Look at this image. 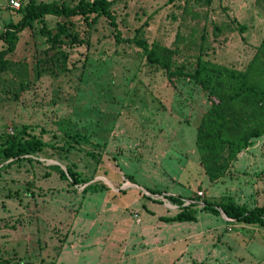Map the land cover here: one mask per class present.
Returning <instances> with one entry per match:
<instances>
[{
  "label": "rangeland",
  "instance_id": "rangeland-1",
  "mask_svg": "<svg viewBox=\"0 0 264 264\" xmlns=\"http://www.w3.org/2000/svg\"><path fill=\"white\" fill-rule=\"evenodd\" d=\"M11 1L0 0V35L23 17ZM14 1L19 9L24 2ZM112 10L117 27L105 17L47 16L20 32L7 57L8 69L0 73V145L26 127L49 146L28 157L31 162L9 166L0 159V261L16 254L13 264L19 257L52 261L68 240L115 236L154 241L160 257L167 256V246L182 264H264L263 225L202 210L204 201L264 206V136L238 154L224 177L211 181L196 144L211 107L208 92L188 75L170 79L135 42L143 38L150 47L171 49L173 71L189 73L199 60L238 71L264 67V0H119ZM57 167L73 168L88 183L73 186ZM115 175L122 180L112 185L107 179L114 182ZM143 189L160 192L149 195L159 202ZM163 194L199 196L198 221H160L181 210ZM75 217L86 222L75 225ZM144 217L151 218L149 231L140 235ZM9 231L12 244L5 247Z\"/></svg>",
  "mask_w": 264,
  "mask_h": 264
},
{
  "label": "trees",
  "instance_id": "trees-1",
  "mask_svg": "<svg viewBox=\"0 0 264 264\" xmlns=\"http://www.w3.org/2000/svg\"><path fill=\"white\" fill-rule=\"evenodd\" d=\"M119 0H79L72 6L66 2L55 1L51 3L29 0L22 3L18 12L23 13L18 23H10L6 26L0 39L3 47L0 50V73L8 69L7 57L13 54L19 44L20 32L27 28L35 29V23L41 22L47 16L60 18L83 17L84 19L98 20L107 18L112 26L117 27L116 16L112 7ZM185 0H168L175 3ZM60 23L58 28L63 30ZM118 33V42L120 39ZM59 38L57 33L53 40ZM135 42L142 48L144 56L152 66L159 67L168 72L170 79L188 75L195 80L206 92L211 101V107L202 117L197 132V150L203 167L211 181H216L225 176L232 162L238 154L250 147L254 140L264 136V67L251 66L246 71H238L217 65L211 62L199 60L194 70L185 73L177 68L173 71L174 52L158 44L150 47L143 38H135ZM125 41H128L125 39ZM264 49V42L262 44ZM260 50V49H259ZM47 56L46 59H50ZM41 61L40 63H42ZM48 143L36 135H28L27 128L16 130L13 135H8L5 142L0 145V159L11 161L9 166L21 161H32L28 158L44 152ZM27 157V158H26ZM63 180L70 179L73 186L88 183L81 173L73 168H67V172L59 169ZM87 190V189H86ZM150 192V191H149ZM152 195H162L158 191L150 192ZM148 198V197H147ZM173 204L181 209L174 216L161 217L165 223L197 222L198 199L185 200L181 196H166ZM186 201H191L185 206ZM203 211L220 216L223 212L231 221L250 225L261 224L264 226V206L253 209L246 205L235 203H214L204 201Z\"/></svg>",
  "mask_w": 264,
  "mask_h": 264
},
{
  "label": "crops",
  "instance_id": "crops-1",
  "mask_svg": "<svg viewBox=\"0 0 264 264\" xmlns=\"http://www.w3.org/2000/svg\"><path fill=\"white\" fill-rule=\"evenodd\" d=\"M20 1H24L25 3V0H20ZM56 18H58V21H59L60 17H56ZM120 179L122 180V178H119L115 175L113 177L114 182H112L109 179L107 180L112 185H117ZM127 180L128 182H130L131 185L135 186L134 183L131 182V180L129 179ZM143 191H146V195H148L145 197H148L155 202H159L157 199H154L152 196H149L152 194L148 190L143 189ZM163 195H165V197L173 196V195H168V194H163ZM157 196H162V195H157ZM140 201L142 203V209L143 210L148 209L150 210V215H154L153 213L154 210L153 208L150 209V205L147 204V201L145 202L141 199ZM109 207L111 206H108L105 209L106 212H108ZM113 210L120 211V209L117 207H114ZM155 215L158 216L156 213ZM166 216L167 215H160L159 220L161 221L160 218L166 217ZM73 220H75V223H74L75 225H79L80 223L86 222L84 218H80V217L78 218L75 217ZM149 221H151V218L144 217V223L143 224L141 223L142 226L137 227V232L140 235H142L145 232V230L149 231L146 226ZM185 223H195V222H185ZM166 224H170V223H166ZM75 230L77 231L78 229L76 228ZM10 232L11 231H9L8 234L5 233L2 237V238L8 237L7 239L6 238L3 239V244L5 247H6V244H9V245L12 244V241L10 240V237H9ZM114 232H117V231L114 230ZM139 240L133 239V240L123 241L121 239L119 240L115 238V236L114 238L113 237L112 238H107V237L98 238L97 236H95L93 239L86 240V241L71 239V240H68L69 242L65 243L64 245H61L62 248L59 253V256L56 259H53L52 261L48 259L45 260V258H42L38 261H32V259L30 260V259H24L23 257H19L18 260L20 261V263L18 264H182V261L180 260L178 261V258H177L178 251L169 250V248L166 246L168 250L167 252H165V254L167 256L160 257L161 255H159V253L154 249V248H157L158 243H155L154 241H150V240H147V241L145 240L139 241ZM141 247L146 248L148 250L145 252H136V250L140 249ZM123 254H127L126 257H128V259H126V261L120 260V258L123 257ZM49 256L46 255V257H49ZM12 257L11 258L4 257L3 259H1L0 264H6L7 262L9 263ZM14 257L16 259L13 258V260L14 261L17 260V254L14 255ZM141 260H143L142 263H141ZM12 261L9 264H13Z\"/></svg>",
  "mask_w": 264,
  "mask_h": 264
},
{
  "label": "built area",
  "instance_id": "built-area-1",
  "mask_svg": "<svg viewBox=\"0 0 264 264\" xmlns=\"http://www.w3.org/2000/svg\"><path fill=\"white\" fill-rule=\"evenodd\" d=\"M11 4L16 8V9H19V4L18 3H16L14 0L13 1H11ZM199 196H204L203 195V193H199ZM191 202V201H190ZM192 203V202H191Z\"/></svg>",
  "mask_w": 264,
  "mask_h": 264
},
{
  "label": "water",
  "instance_id": "water-1",
  "mask_svg": "<svg viewBox=\"0 0 264 264\" xmlns=\"http://www.w3.org/2000/svg\"><path fill=\"white\" fill-rule=\"evenodd\" d=\"M227 217V216H226ZM228 218V217H227ZM228 220H230L229 218H228Z\"/></svg>",
  "mask_w": 264,
  "mask_h": 264
}]
</instances>
